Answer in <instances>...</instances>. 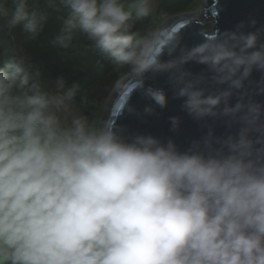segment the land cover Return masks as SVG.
<instances>
[{"label": "clouds", "instance_id": "9594fccd", "mask_svg": "<svg viewBox=\"0 0 264 264\" xmlns=\"http://www.w3.org/2000/svg\"><path fill=\"white\" fill-rule=\"evenodd\" d=\"M159 0H0V20L33 40L45 31L41 7L61 13L49 43L68 49L80 34L112 65L106 96L81 91L14 49L0 51V264H264V26L206 27V0L160 11ZM148 21L141 32L138 22ZM255 26L256 21L250 22ZM199 26L201 40L183 43ZM165 55L168 59H164ZM194 62L206 71L194 74ZM167 74L182 109L198 121L223 120L181 149L175 140L125 134L117 123L139 90ZM124 99L119 114L113 109ZM92 114H85L87 109ZM107 114V115H105ZM173 130L180 118H170Z\"/></svg>", "mask_w": 264, "mask_h": 264}, {"label": "water", "instance_id": "95a60500", "mask_svg": "<svg viewBox=\"0 0 264 264\" xmlns=\"http://www.w3.org/2000/svg\"><path fill=\"white\" fill-rule=\"evenodd\" d=\"M206 4L208 6V16L205 21L216 13L215 0H206ZM219 6L220 12L216 27L221 31L234 29L240 22H245L248 31H255L264 26V0H219ZM252 20L256 21L255 26L250 23ZM198 32L199 26L197 25L186 29L183 43L188 46L199 43L201 37ZM164 59H168V56L165 55ZM186 68L194 74L206 71V66L194 62L186 65ZM262 75L264 74L260 72L253 73L251 82L248 85L251 92L255 93L258 86L257 82L262 79ZM146 84L163 89L169 97L168 104L165 108L153 105L155 111L151 114H145L144 108L153 102L139 90L134 92L129 103L135 107L136 113H129L125 110L117 121L125 129L127 136L150 134L164 141L171 138L175 140L181 149H185L192 141L202 138L208 132L209 127L214 128L218 136L225 135L229 131H235L234 128L229 129L223 120L208 118L205 121H198L189 116L181 107L183 101L175 98L167 74H153L150 72L146 76ZM124 99L126 97H122L113 109L114 117L119 114ZM253 99L264 103V94L253 95ZM87 113H90V111H87ZM173 116L180 118V125L176 130L172 129L170 122V118Z\"/></svg>", "mask_w": 264, "mask_h": 264}, {"label": "trees", "instance_id": "16d2710c", "mask_svg": "<svg viewBox=\"0 0 264 264\" xmlns=\"http://www.w3.org/2000/svg\"><path fill=\"white\" fill-rule=\"evenodd\" d=\"M186 3L187 0H160L157 15L160 11L176 13L184 9ZM40 14H47L48 21L45 31L35 40L22 27L9 31L5 22L0 20V51L11 48L17 54L26 56L32 65L40 69L46 84L47 79L53 81L57 75L63 74L69 84L78 81L81 91L87 90L93 97L106 96L110 85L117 78L111 77V63L103 59L82 34L76 37L73 46L68 49L53 47L49 41L59 29L61 13L41 7ZM147 27L148 21L136 25V29L141 32ZM86 111L92 114L94 109Z\"/></svg>", "mask_w": 264, "mask_h": 264}, {"label": "rangeland", "instance_id": "374dc122", "mask_svg": "<svg viewBox=\"0 0 264 264\" xmlns=\"http://www.w3.org/2000/svg\"><path fill=\"white\" fill-rule=\"evenodd\" d=\"M159 1H160V0H159ZM205 24H207L206 26H210V25H211V18L207 19V20L205 21ZM209 24H210V25H209ZM115 76H116L115 73L111 74V77H112V78H114ZM46 82H47V84H49L50 86L52 85V80L47 79ZM94 111H95V110H94ZM94 111H93V112H94ZM85 114H91V113H87V111H86Z\"/></svg>", "mask_w": 264, "mask_h": 264}]
</instances>
